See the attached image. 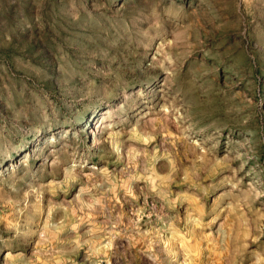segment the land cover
I'll use <instances>...</instances> for the list:
<instances>
[{"label": "rangeland", "instance_id": "1", "mask_svg": "<svg viewBox=\"0 0 264 264\" xmlns=\"http://www.w3.org/2000/svg\"><path fill=\"white\" fill-rule=\"evenodd\" d=\"M0 264H264V0H0Z\"/></svg>", "mask_w": 264, "mask_h": 264}]
</instances>
